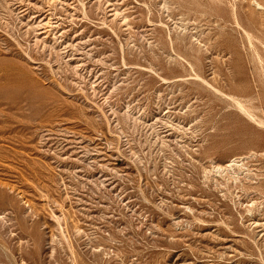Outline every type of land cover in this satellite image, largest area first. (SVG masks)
<instances>
[{
  "label": "rangeland",
  "instance_id": "obj_1",
  "mask_svg": "<svg viewBox=\"0 0 264 264\" xmlns=\"http://www.w3.org/2000/svg\"><path fill=\"white\" fill-rule=\"evenodd\" d=\"M232 98L264 120V0H0V264H264Z\"/></svg>",
  "mask_w": 264,
  "mask_h": 264
},
{
  "label": "bare ground",
  "instance_id": "obj_2",
  "mask_svg": "<svg viewBox=\"0 0 264 264\" xmlns=\"http://www.w3.org/2000/svg\"><path fill=\"white\" fill-rule=\"evenodd\" d=\"M257 9H260L262 10V7L256 3L255 4ZM237 27L239 28V24H236ZM247 32V31H246ZM245 33V32H244ZM248 33V32H247ZM245 35L247 36L248 40H249V43H250V37L245 33ZM252 37V36H251ZM254 38V37H253ZM238 99V98H237ZM237 99H231L234 106L236 107L237 110H239L250 122L254 123L256 126L258 127H262L264 128V120H260L259 117L258 119L255 117L256 115H253L251 112V109L246 107L245 104H243L241 101L237 100ZM262 110V109H261ZM263 113V112H261ZM238 161L236 159H233V160H230L229 163L227 164L226 167L224 168H217L216 171L218 172H223V171H228L229 169H231L232 171L234 170V168H238V167H241V165H238ZM226 168H229V169H226ZM232 176V175H231ZM235 176V175H234ZM236 179V176L235 178Z\"/></svg>",
  "mask_w": 264,
  "mask_h": 264
}]
</instances>
